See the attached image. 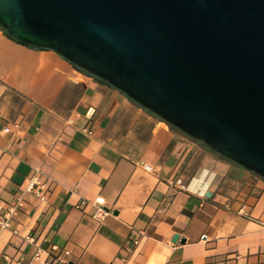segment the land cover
<instances>
[{"label":"crops","instance_id":"obj_1","mask_svg":"<svg viewBox=\"0 0 264 264\" xmlns=\"http://www.w3.org/2000/svg\"><path fill=\"white\" fill-rule=\"evenodd\" d=\"M35 173L45 199L25 190ZM6 215L0 264H44L54 244L69 264H264V178L0 34Z\"/></svg>","mask_w":264,"mask_h":264},{"label":"water","instance_id":"obj_2","mask_svg":"<svg viewBox=\"0 0 264 264\" xmlns=\"http://www.w3.org/2000/svg\"><path fill=\"white\" fill-rule=\"evenodd\" d=\"M0 31L264 178V0H0Z\"/></svg>","mask_w":264,"mask_h":264},{"label":"built area","instance_id":"obj_3","mask_svg":"<svg viewBox=\"0 0 264 264\" xmlns=\"http://www.w3.org/2000/svg\"><path fill=\"white\" fill-rule=\"evenodd\" d=\"M144 167L147 171H152L151 165L146 164ZM43 187L44 184L42 183L40 176L37 173H35L28 179V182L25 185V190L30 192H35L37 195H40L42 199H45V195L41 193ZM101 209L102 208H100V210ZM100 210L98 212L102 213L103 210L101 211ZM96 216H99L98 213ZM0 224L3 227H10L11 226L10 216L6 215L4 218L0 217ZM51 249L56 251V253L53 254V256H50L48 259H46L44 261V264H69V255L71 254V251L69 249L66 248L61 249L56 244L52 245ZM41 252L42 250L38 249L37 252L35 253V256L39 257ZM14 264H23V263L21 260H18L15 261Z\"/></svg>","mask_w":264,"mask_h":264},{"label":"rangeland","instance_id":"obj_4","mask_svg":"<svg viewBox=\"0 0 264 264\" xmlns=\"http://www.w3.org/2000/svg\"><path fill=\"white\" fill-rule=\"evenodd\" d=\"M0 34H3L1 31H0ZM4 35V34H3ZM53 53H55L58 57H60L56 52L52 51ZM61 58V57H60ZM63 59V58H61ZM64 60V59H63ZM66 63H68L70 65V67H73L69 62H67L66 60H64ZM74 68V67H73Z\"/></svg>","mask_w":264,"mask_h":264},{"label":"bare ground","instance_id":"obj_5","mask_svg":"<svg viewBox=\"0 0 264 264\" xmlns=\"http://www.w3.org/2000/svg\"><path fill=\"white\" fill-rule=\"evenodd\" d=\"M2 32V31H1Z\"/></svg>","mask_w":264,"mask_h":264}]
</instances>
